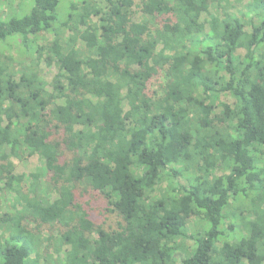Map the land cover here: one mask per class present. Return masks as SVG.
<instances>
[{"label": "trees", "instance_id": "1", "mask_svg": "<svg viewBox=\"0 0 264 264\" xmlns=\"http://www.w3.org/2000/svg\"><path fill=\"white\" fill-rule=\"evenodd\" d=\"M27 1L0 0V264H264V0Z\"/></svg>", "mask_w": 264, "mask_h": 264}, {"label": "rangeland", "instance_id": "2", "mask_svg": "<svg viewBox=\"0 0 264 264\" xmlns=\"http://www.w3.org/2000/svg\"><path fill=\"white\" fill-rule=\"evenodd\" d=\"M97 2H99V4H101L102 6H105L106 4V0H96ZM64 8L68 7V0H64ZM232 4H237L238 0H231ZM28 1L27 0H13V8L16 10H19L21 8V5L23 4V7L21 9L26 8V5ZM242 4H244L242 2ZM64 8L60 9L59 14L60 17L64 16ZM137 9H139V5L136 6ZM8 13V9L7 7H1L0 6V19L4 18L6 16V14ZM215 13V7H211L210 9V14H205L203 19H209L211 14ZM143 19V15L141 12L138 11L136 20L137 22H140ZM249 28V27H248ZM51 38V36H49ZM9 40V39H8ZM9 42V41H8ZM9 48L7 49V46H1L0 47V51L4 52L5 54H12L16 52V46L13 44L10 46V42L8 43ZM244 53V51H243ZM41 70H42V77L50 82L53 78V76L56 73V68L54 66L52 67H48L46 66L44 63L41 64ZM163 82V77L159 76V78H157L156 80H154L152 82V84L150 85V90L151 92H155V90H157L159 84H161ZM220 101L221 102H226V103H232V98H230L228 95L226 94H222L220 97ZM12 161L15 164V172L16 174H22V173H34L38 168H43V164L41 163L40 159L38 158V156H31L28 157L24 160H19L15 157L12 158ZM166 182L163 183L162 185V189H164L166 187ZM44 190V187H43ZM160 194V190H158L156 193L153 194V196H159ZM52 197H55V194L51 195ZM14 197V194H10V195H3L0 193V212H12L13 211V207H12V198ZM19 208V207H18ZM107 217V221L104 224V227L106 229H116L118 227V224L120 223V218H118L116 216V214H108L106 215ZM102 220H105V216L102 218ZM100 221V224L103 222ZM47 234V233H45ZM189 245L191 244L190 240L186 241ZM184 255H179L178 256V264H181V259L183 258ZM39 264H43L42 261Z\"/></svg>", "mask_w": 264, "mask_h": 264}]
</instances>
